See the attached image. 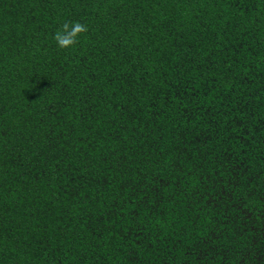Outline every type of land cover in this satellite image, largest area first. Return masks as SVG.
Segmentation results:
<instances>
[{
  "label": "trees",
  "instance_id": "16d2710c",
  "mask_svg": "<svg viewBox=\"0 0 264 264\" xmlns=\"http://www.w3.org/2000/svg\"><path fill=\"white\" fill-rule=\"evenodd\" d=\"M0 264H264V0H0Z\"/></svg>",
  "mask_w": 264,
  "mask_h": 264
},
{
  "label": "clouds",
  "instance_id": "9594fccd",
  "mask_svg": "<svg viewBox=\"0 0 264 264\" xmlns=\"http://www.w3.org/2000/svg\"><path fill=\"white\" fill-rule=\"evenodd\" d=\"M87 31L88 27L79 21H66L56 30L53 39L59 49H72L80 44L81 36Z\"/></svg>",
  "mask_w": 264,
  "mask_h": 264
}]
</instances>
